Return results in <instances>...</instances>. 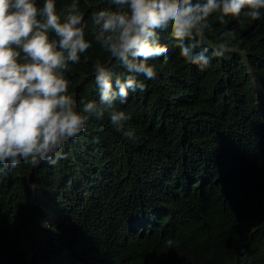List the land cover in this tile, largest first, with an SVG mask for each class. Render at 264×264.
<instances>
[{
    "label": "trees",
    "instance_id": "obj_1",
    "mask_svg": "<svg viewBox=\"0 0 264 264\" xmlns=\"http://www.w3.org/2000/svg\"><path fill=\"white\" fill-rule=\"evenodd\" d=\"M109 6L80 0L87 38ZM217 15L195 50L234 36L203 70L157 37L169 59L146 66L143 95L115 101L120 132L90 117L54 165L0 173V264H242V250L264 264V17ZM87 55L66 72L78 106L98 100L95 59L125 71L95 42Z\"/></svg>",
    "mask_w": 264,
    "mask_h": 264
},
{
    "label": "clouds",
    "instance_id": "obj_2",
    "mask_svg": "<svg viewBox=\"0 0 264 264\" xmlns=\"http://www.w3.org/2000/svg\"><path fill=\"white\" fill-rule=\"evenodd\" d=\"M90 14L91 30L80 0L58 10V0H0V173L21 162L54 165L66 143L77 138L90 117L105 113L117 132L126 123L115 101L143 95L138 86L154 83L147 68L166 63L168 53L157 47V37L167 34L187 62L203 70L212 57L229 50L231 29L209 48L196 51L211 30L210 17L258 20L264 17V0H108ZM93 42L123 66L114 73L109 63H92L98 100L81 99L69 91L66 76L72 65L88 61ZM130 141L128 135L122 136ZM168 244L172 241L169 239ZM251 257L242 250V264Z\"/></svg>",
    "mask_w": 264,
    "mask_h": 264
}]
</instances>
